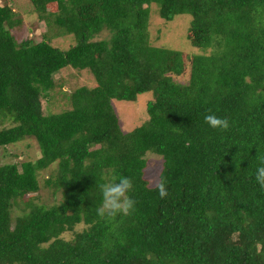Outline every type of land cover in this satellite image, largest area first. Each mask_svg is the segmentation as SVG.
<instances>
[{
  "label": "trees",
  "instance_id": "trees-1",
  "mask_svg": "<svg viewBox=\"0 0 264 264\" xmlns=\"http://www.w3.org/2000/svg\"><path fill=\"white\" fill-rule=\"evenodd\" d=\"M31 6L47 30L40 42H19L13 29L22 19L0 0V123L12 122L0 129V148L33 139L41 154L0 165V264H264V189L255 181L264 154V0ZM153 12L166 22L191 15L187 37L199 52L155 45ZM60 30L76 39L70 49L52 45ZM68 67L90 71L97 85L61 90L55 76ZM56 89L70 106L47 115L42 98ZM147 92L148 119L124 132L113 100ZM209 113L230 127L210 128ZM149 152L163 158L155 185ZM54 163L45 183L61 200L37 203L41 173ZM113 175L132 180L135 207L101 219L99 185Z\"/></svg>",
  "mask_w": 264,
  "mask_h": 264
},
{
  "label": "rangeland",
  "instance_id": "rangeland-1",
  "mask_svg": "<svg viewBox=\"0 0 264 264\" xmlns=\"http://www.w3.org/2000/svg\"><path fill=\"white\" fill-rule=\"evenodd\" d=\"M10 5L19 14L22 19V24L15 27L13 32L19 42L29 38L35 42H40L43 38L47 26L44 21H41L36 13L32 14L31 0H10ZM156 11V8L153 9ZM151 20V40L155 45H163L176 50L186 51L189 53L199 52L193 47L187 37L188 26L185 23H190L191 15L184 14L175 17L173 21H165L159 16L158 12H153ZM160 18H159V17ZM61 35L51 36L52 45L61 49H70L76 44V39L71 35H65L60 30ZM108 32L105 31L98 38H105ZM59 83L63 84V89L67 92H72L82 86L95 87L97 85L93 74L88 70H77L72 67L65 68L55 76ZM63 92L56 89L50 97H43L44 113L54 114L63 111L70 105L63 97ZM153 94L147 92L139 95L137 101H122L113 100V106L117 115L120 118V124L124 132H129L135 127L141 125L148 119L147 105L153 99ZM12 122L4 121L0 123V129L10 127ZM41 156L39 146L33 139L23 140L17 144H13L0 148V165L6 163H17L23 160H36ZM148 167L146 169V177L149 178L151 185L158 183L160 174L163 169V158L149 152L147 155ZM58 163H54L50 168L41 173V190L33 197L37 203L46 204L48 206L58 203L61 200V193L55 194L53 188L46 186L45 180L49 176L55 175L58 172ZM13 217L21 214V208L14 207Z\"/></svg>",
  "mask_w": 264,
  "mask_h": 264
},
{
  "label": "clouds",
  "instance_id": "clouds-1",
  "mask_svg": "<svg viewBox=\"0 0 264 264\" xmlns=\"http://www.w3.org/2000/svg\"><path fill=\"white\" fill-rule=\"evenodd\" d=\"M203 119L210 128L227 130L230 127L227 119H222L213 113L204 115ZM259 159L260 164L255 170V181L260 188L264 189V154L260 155ZM99 188V203L96 204L95 212L101 219L127 216L134 209L135 201L130 195L133 182L129 177L113 175L101 183ZM156 188L161 199L168 196L167 182L163 178Z\"/></svg>",
  "mask_w": 264,
  "mask_h": 264
}]
</instances>
